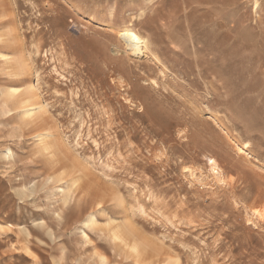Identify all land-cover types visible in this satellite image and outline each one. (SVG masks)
Wrapping results in <instances>:
<instances>
[{
    "label": "rangeland",
    "instance_id": "obj_1",
    "mask_svg": "<svg viewBox=\"0 0 264 264\" xmlns=\"http://www.w3.org/2000/svg\"><path fill=\"white\" fill-rule=\"evenodd\" d=\"M2 1L20 31L16 73L0 61V264H140L92 211L164 252L149 263L264 264V0ZM128 25L160 63L115 50ZM31 82L58 125L46 156L4 94ZM209 156L227 182L184 174Z\"/></svg>",
    "mask_w": 264,
    "mask_h": 264
},
{
    "label": "bare ground",
    "instance_id": "obj_2",
    "mask_svg": "<svg viewBox=\"0 0 264 264\" xmlns=\"http://www.w3.org/2000/svg\"><path fill=\"white\" fill-rule=\"evenodd\" d=\"M4 4H5L4 1L0 2V61H1L4 68L11 70L10 73L14 74V73H16V70L13 68L14 67L13 56H11L9 53L6 52V49H7L6 46L9 43H11V41H12L10 39V37L18 35L20 29L16 25V20H15V18H16L15 14L16 13L14 11H12L11 15H8L7 14V12H8L7 7H5ZM12 10H14V8H12ZM7 28H9V29H7ZM6 29H7V31H6ZM116 37H117V42L120 41V46L115 44V47H116L115 50L117 52H120V55H124L131 62L136 61V60H141V59L143 60L144 58H147L149 55H152L153 59H156V61H158L159 63L161 62V59L158 56V54L151 48V43H150L149 39L146 38L145 35L138 32L133 27V25H128V26L122 28L121 30H119L116 34ZM17 41H18V39H17ZM17 43L15 41V44H17ZM12 44L14 45V43H12ZM33 45H34V43H33ZM22 59H23V57H22ZM20 76H21V73H20ZM140 76L142 78H151L150 75H148L147 77H144V72H142L140 74ZM118 80L120 83V87L121 88L124 87L123 90H128L130 92V90L133 89L132 82L124 80L123 77H121ZM149 83L154 87H156V85H158L157 81L156 80L153 81V79L152 80L149 79ZM36 87H37V85H36ZM36 87H35L33 82H31L27 86H14V87L11 86V87L7 88L6 92H4V94H5L6 100L8 102H10L12 104V106H14V107L20 106L23 108L25 119L29 120L25 123L27 126H30L33 130H38L41 127H47L44 130L39 132V147H38L39 148L38 153L42 156H46V154L50 151L51 147L54 145V142L56 141L55 139H56V135L58 134V125L50 124V126H48V124H46L48 122V120L45 117H43V115H42L43 114L42 112L44 111V109L46 107H45V104L43 103L44 101L43 102L41 101L42 98L40 99V96H39L40 93L38 92L39 90H37L38 87L37 88ZM128 91L126 93L127 95H128ZM127 97H125V98H127ZM136 100L131 99V98L128 99L131 106L132 105L133 106L136 105L137 107L139 105L141 106V101H136ZM45 110H47V109H45ZM44 115H45V112H44ZM184 134L186 135L187 132L184 131ZM227 147H229V145ZM225 155L229 156L227 154H225ZM166 159H167V157H166ZM220 161L215 157L209 158V160H208L209 169H208L207 175H203V170L200 169L197 171V168H194V167H184V169H183L185 171L184 174H186V176H188L189 179L191 178L192 181L202 182L203 180L206 179V176H208V178H210L209 176H211L213 178V181L215 180L218 183H225L228 181L227 176H229V175H226L224 166L222 165V163ZM201 166H204V165H201ZM80 177H82V176H80ZM243 178H245V176H243ZM78 180H79V177L77 178L76 182ZM74 181H73V183H74ZM84 188H82V189L84 190ZM83 190H82V192H83ZM114 195H115V193H114ZM114 195L112 194V196H114ZM236 198H234V199L236 200ZM237 200L239 201V199H237ZM100 203L101 202H98V204H100ZM247 206H249V205H247ZM91 208L93 210L95 207L92 206ZM257 214H259V213H257ZM86 224L88 225L89 229H98L99 228V229L107 230L109 233H111V237L113 239V242L115 243V247L119 250V252L121 250L125 253V255L129 254V256L134 257L137 260V262H139L140 264L150 260V258L153 256H155L156 258L157 257L159 258V256L161 257L162 254L164 255V252L163 253L159 252V250L154 249V247H152V245H151L152 249L150 250V243H147L149 240L148 241L146 240L147 242L142 243L143 240H141V241L138 240L139 238L137 239L133 232H128V230L122 228L121 225H119V224L114 225L112 222H109V223H105L104 225L102 224V226H100L96 221V215L94 214L93 211L87 215ZM9 227H10V225L0 224L1 230H5L6 228H9ZM84 236H85V238L90 239V236L86 230H84ZM23 243H24L23 248L26 249V251L29 253L30 252L29 246L25 242H23ZM154 253H156V254H154ZM99 255H101V258L103 261L106 260V258H107L106 255H104V254H99ZM151 262H153V261H151ZM146 263H149V262H146ZM153 263H155V262H153ZM155 264H157V263H155Z\"/></svg>",
    "mask_w": 264,
    "mask_h": 264
}]
</instances>
